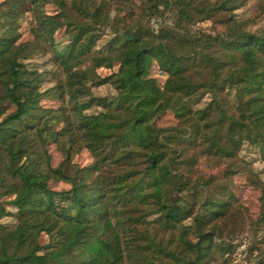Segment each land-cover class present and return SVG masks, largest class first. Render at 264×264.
Returning <instances> with one entry per match:
<instances>
[{"label":"trees","instance_id":"trees-1","mask_svg":"<svg viewBox=\"0 0 264 264\" xmlns=\"http://www.w3.org/2000/svg\"><path fill=\"white\" fill-rule=\"evenodd\" d=\"M139 1L122 7L119 22L92 0L0 2V107L13 105L0 118V264H239L231 255L245 235L260 250L264 176L255 214L230 184L245 143L264 162V27L247 30L229 15L245 0ZM255 1L264 21V0ZM220 11L228 17L218 21ZM27 13L34 38L22 41ZM155 16L171 23L154 31ZM195 19L223 28L195 33ZM62 27L70 41L58 49ZM106 28L110 38L97 48ZM43 44L64 68L51 86L29 62ZM153 67L165 80L149 76ZM105 83L115 94L93 95ZM93 106L101 110L88 112ZM168 111L176 122L161 125ZM57 136L62 158L52 165ZM181 144L198 153L184 156ZM82 149L94 160L79 166ZM201 157L228 165L194 178L176 165ZM106 159L118 166L109 179ZM49 174L69 187L53 188ZM254 264H264V248Z\"/></svg>","mask_w":264,"mask_h":264},{"label":"rangeland","instance_id":"rangeland-1","mask_svg":"<svg viewBox=\"0 0 264 264\" xmlns=\"http://www.w3.org/2000/svg\"><path fill=\"white\" fill-rule=\"evenodd\" d=\"M3 0H0L2 2ZM91 1V0H90ZM95 5H102L103 6V13L106 16H109L113 18L115 21L119 22L117 20L118 15H120V12L122 11V7L129 6L133 4H137L141 6L139 0H92ZM105 1V3H102ZM138 6H135L133 8V11H137ZM46 9L49 11V13L54 12V7L52 6H46ZM229 15H235V19L243 20L247 22V30H253V31H259L264 27V21L261 17H258V9L256 5L255 0H245L244 4L233 10L232 14ZM217 20H222L225 16L228 17V13L223 14V11H220L218 14H216ZM30 14L27 13L23 20L20 22L21 25V32L22 36L20 37V40H32L34 38V35L29 30V24H30ZM161 20V21H159ZM191 24V29L195 33L197 32H203L205 34L214 35L216 31L222 30V26H219L218 23L215 25L212 23L211 19H205V20H198ZM162 22V23H161ZM165 23H171V18H162L160 16H155L151 19L149 26L154 30L157 31L161 26H163ZM127 25V23H126ZM122 24L119 26L121 27ZM110 38V30L105 29L104 34L101 36L97 43V48H100L103 46L107 40ZM55 41L58 45V49H60L63 45L67 44L69 40V34L67 31H65V27H62L57 30L55 33ZM30 65L33 67L38 68L41 71H46L48 75V80L46 83L43 84V86H51L55 83V81H63L64 80V68L62 65H58V63L54 60L52 57V47L43 44L42 47H40L35 54L32 56V58L29 60ZM117 64L112 65L110 68L106 67H100L97 69L98 74L101 77L107 76L112 72L117 71ZM155 67L151 69L149 72V76H155ZM162 80V79H161ZM93 95L96 96H112L115 94V89L112 84L105 83L99 86H95L91 88ZM209 94H205L199 104H192L193 108L202 107L206 104V102L209 101ZM225 97H231L228 95H225ZM44 104L49 105H58L59 101H44ZM13 109V105L10 101H5L2 103L0 107V118L3 117L5 114L10 112ZM101 110L100 107H91L88 112H96ZM174 115L172 112L168 111L165 114L162 115L161 120L159 123L161 125H168L170 123H175ZM57 130V129H56ZM61 140L62 137L57 136L56 141H54L50 148L53 150V163L52 165H55L59 160L62 158V154L60 153V147H61ZM182 151V154L187 157V155H194L195 153H198V148L194 147H186L183 149L185 153L182 150V144L178 145ZM107 152V149L102 151L101 157L105 155ZM240 156L242 159H240L237 163H239V166L242 167L241 170L237 172V174L232 176V184H230L231 189L233 191L237 192V195L241 197L240 204L243 205V207L247 210L248 213L255 214L258 212V197L260 195V188H259V180L260 177L264 176V162L261 159L259 153L256 152L255 148L251 145L245 143L242 150L240 151ZM175 159H180L176 157ZM92 160H94V156H92L86 149H82L77 154L74 155L73 163L79 166H84L89 164ZM189 162V161H188ZM142 166L143 163H139ZM178 169L180 171H189L190 172V178H194L199 173L209 174V173H219L222 171L223 168L228 165L227 161H217V159H211V158H204L201 157L198 160V164L194 165V163L186 164L185 162H178L176 163ZM252 168L253 173L250 172V169ZM118 172V166L112 162V160L106 159L104 162H102V170L101 174L104 179H109L114 177V175ZM50 175V183L51 186L55 189H62V188H68L69 185L67 183H64L63 181H60L57 179L53 174ZM5 223L11 222L12 219L6 218L4 219ZM250 233V231H248ZM260 236V243L258 246L260 247V250L258 249H251L253 245V240L246 245L245 250L246 255L244 257V261L241 264H254L260 256V251L264 248V233L258 234ZM240 239V237L238 238ZM239 263V262H238ZM228 264V263H227ZM240 264V263H239Z\"/></svg>","mask_w":264,"mask_h":264},{"label":"built area","instance_id":"built-area-1","mask_svg":"<svg viewBox=\"0 0 264 264\" xmlns=\"http://www.w3.org/2000/svg\"><path fill=\"white\" fill-rule=\"evenodd\" d=\"M154 72V75L162 80H165V78L167 77V73L159 68L155 69ZM235 242L238 243V246L236 247L231 256L234 262H239L241 264L244 261V257L246 255V251H244L245 247L251 242V238L245 235L240 237V239H237Z\"/></svg>","mask_w":264,"mask_h":264}]
</instances>
